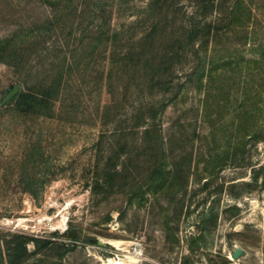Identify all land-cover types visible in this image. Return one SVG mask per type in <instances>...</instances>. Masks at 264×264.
<instances>
[{
	"label": "rangeland",
	"instance_id": "obj_1",
	"mask_svg": "<svg viewBox=\"0 0 264 264\" xmlns=\"http://www.w3.org/2000/svg\"><path fill=\"white\" fill-rule=\"evenodd\" d=\"M149 1L101 2L112 9V29L136 39L149 24ZM235 2L228 0V6ZM244 2L242 22H222L201 63L177 66L175 89L166 100L140 81L125 98L116 73L113 104L111 64L96 57L83 85L58 104L54 119L21 115L2 107L18 78L0 62V240L13 233H63L72 225L104 245L78 244L63 264H264V180L252 181L253 171L264 168V140L245 136L264 132V76L256 64L264 55V0ZM88 3L95 9L94 0ZM40 5L0 0V38L21 18L42 13ZM183 5L190 11L188 0ZM87 23L93 24L90 18ZM149 103L166 104L160 114L163 135L182 134L188 149L193 147L187 190L176 187L144 198L94 195L92 186L117 150L114 131L126 128L127 118ZM250 104L254 122L238 129L239 115ZM211 211L218 217L215 226L207 219ZM203 219L207 231L201 235L197 225ZM237 248L244 255L234 260Z\"/></svg>",
	"mask_w": 264,
	"mask_h": 264
},
{
	"label": "trees",
	"instance_id": "obj_2",
	"mask_svg": "<svg viewBox=\"0 0 264 264\" xmlns=\"http://www.w3.org/2000/svg\"><path fill=\"white\" fill-rule=\"evenodd\" d=\"M37 1L42 5V13L21 18L0 38V62L14 69L19 87L18 94L3 105L16 86L12 85L1 102L3 108L18 114L48 119L57 116L58 104L68 98L73 88L83 85L89 63L96 57H104L111 64L107 82L113 104L116 92L112 79L116 73L125 98L132 83L140 81L150 89L157 88L166 100L175 89L177 66L189 60L201 63L206 58L202 57L203 52L219 36L220 24L226 20L228 26L241 23L247 12L244 0H235L230 7L228 0H188L190 11L184 7V0H150L147 28L138 38L129 39L112 29V9L101 2L104 0H94L95 9H91L89 0ZM32 10L38 11L36 6ZM256 64L263 68L264 76V55ZM208 74L213 77L212 70ZM119 94L117 89V109ZM165 106V103L162 107L155 103L140 106L125 121L130 123L126 128L117 127L113 133L117 137V150L92 186L94 195L106 199L120 193L129 198H144L148 193L155 195L176 187L187 190L193 147L188 149L189 140H184L182 134L163 135L160 114ZM252 107L250 104L239 115L238 129L254 122ZM255 134L245 136L264 140V132ZM175 140L182 144L178 149L173 147ZM261 177L264 180V168L253 171L254 184ZM31 194L36 196L34 191ZM207 219L215 226L218 217L211 211ZM206 222L203 219L197 225L201 235L207 231ZM78 244L100 246L97 239L83 236L72 225L63 233L42 237L9 234L0 240V264H63L66 255Z\"/></svg>",
	"mask_w": 264,
	"mask_h": 264
},
{
	"label": "water",
	"instance_id": "obj_3",
	"mask_svg": "<svg viewBox=\"0 0 264 264\" xmlns=\"http://www.w3.org/2000/svg\"><path fill=\"white\" fill-rule=\"evenodd\" d=\"M18 92H19V87L15 86L14 90L6 97L4 102H8L9 100H11L14 96H16L18 94ZM98 244L100 246L104 245V243H102V242H98ZM243 255H244V251L240 248H237V249H235V251L232 254V259L237 260L240 257H242Z\"/></svg>",
	"mask_w": 264,
	"mask_h": 264
}]
</instances>
